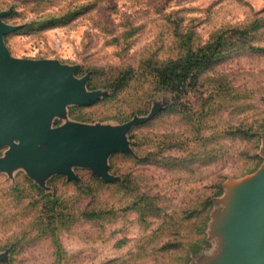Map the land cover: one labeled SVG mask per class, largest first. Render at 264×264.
<instances>
[{
  "label": "rangeland",
  "instance_id": "rangeland-1",
  "mask_svg": "<svg viewBox=\"0 0 264 264\" xmlns=\"http://www.w3.org/2000/svg\"><path fill=\"white\" fill-rule=\"evenodd\" d=\"M0 12L12 56L55 60L79 84L47 100L46 128L111 139L95 161L63 143L57 162L48 144L0 146V264H223L264 171V0H0ZM192 52L212 56L162 76Z\"/></svg>",
  "mask_w": 264,
  "mask_h": 264
},
{
  "label": "water",
  "instance_id": "water-1",
  "mask_svg": "<svg viewBox=\"0 0 264 264\" xmlns=\"http://www.w3.org/2000/svg\"><path fill=\"white\" fill-rule=\"evenodd\" d=\"M0 12V146L14 139L15 150L33 152L37 144H48L51 159L58 161L57 146L63 143L70 153L87 161L103 159L110 134L84 126L47 129V100L61 90L80 95L71 69L55 60L17 58L11 55L3 35L12 26ZM250 198L241 205L243 224L228 229L232 247L223 264H264V171L247 187Z\"/></svg>",
  "mask_w": 264,
  "mask_h": 264
},
{
  "label": "trees",
  "instance_id": "trees-1",
  "mask_svg": "<svg viewBox=\"0 0 264 264\" xmlns=\"http://www.w3.org/2000/svg\"><path fill=\"white\" fill-rule=\"evenodd\" d=\"M211 47L212 46H209L208 49L211 50ZM194 55H196V53L192 52L191 56L186 59L173 60L168 67L161 71L162 76L166 78V80H173L174 76L175 78L180 76L185 77L190 71L194 70L196 66H201L205 64L212 56V53L207 52L202 57H195Z\"/></svg>",
  "mask_w": 264,
  "mask_h": 264
},
{
  "label": "bare ground",
  "instance_id": "bare-ground-1",
  "mask_svg": "<svg viewBox=\"0 0 264 264\" xmlns=\"http://www.w3.org/2000/svg\"><path fill=\"white\" fill-rule=\"evenodd\" d=\"M61 148V147H60ZM38 153H40V152H38ZM62 153V152H61ZM40 155V154H39Z\"/></svg>",
  "mask_w": 264,
  "mask_h": 264
}]
</instances>
